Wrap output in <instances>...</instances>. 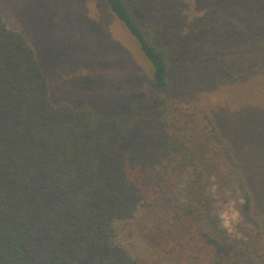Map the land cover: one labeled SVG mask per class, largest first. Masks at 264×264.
<instances>
[{"label": "trees", "instance_id": "16d2710c", "mask_svg": "<svg viewBox=\"0 0 264 264\" xmlns=\"http://www.w3.org/2000/svg\"><path fill=\"white\" fill-rule=\"evenodd\" d=\"M105 2L160 91L199 61L205 36L231 46L250 38L247 63L231 47L208 79L247 89L250 104L202 114L219 148L213 170L206 145L172 138L149 98L118 108L53 103L36 51L0 17V264H164L160 253L180 249L183 264H264V0H196L190 18L181 0ZM166 160L193 183L229 187L239 222L229 231L214 220L213 230L204 205L175 204L176 230L157 225L147 236L157 254L144 260L118 247V229L155 205Z\"/></svg>", "mask_w": 264, "mask_h": 264}, {"label": "rangeland", "instance_id": "374dc122", "mask_svg": "<svg viewBox=\"0 0 264 264\" xmlns=\"http://www.w3.org/2000/svg\"><path fill=\"white\" fill-rule=\"evenodd\" d=\"M180 5L189 18L198 15L196 0H181ZM0 17L36 51L53 103L75 107L97 103L118 108L127 99L149 98L164 109L162 121L170 136L189 145H206L204 154L209 155V163L217 171L219 148L210 143L202 114L211 111L227 117L228 110L241 111L250 103L245 104L247 89H227L208 79L212 72H218L214 57L229 61L233 57L231 47L244 51V57L236 55L234 60L247 63L251 57L250 38L231 46L205 36L199 61L171 77L170 88L160 91L153 86L149 64L124 26L110 13L105 0H0ZM162 169L165 172L157 181L155 205L118 229V247L144 260L157 254L147 242L157 225L176 230L178 224L171 214L175 204L204 205L213 230L214 220L223 225L221 213L230 214L238 205L232 192H223L229 187L213 188L211 179L193 183L188 170L173 167L171 160H166ZM213 214L219 219L210 217ZM178 232L173 234L178 236ZM180 252L168 258L160 253L159 258L164 264H183Z\"/></svg>", "mask_w": 264, "mask_h": 264}, {"label": "clouds", "instance_id": "9594fccd", "mask_svg": "<svg viewBox=\"0 0 264 264\" xmlns=\"http://www.w3.org/2000/svg\"><path fill=\"white\" fill-rule=\"evenodd\" d=\"M221 219L223 221V226L231 231L232 226L239 222V212L232 210L230 214L228 212L221 213Z\"/></svg>", "mask_w": 264, "mask_h": 264}]
</instances>
